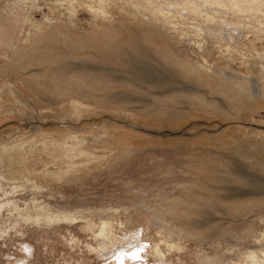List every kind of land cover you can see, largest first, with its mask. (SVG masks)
<instances>
[{
    "label": "rangeland",
    "instance_id": "1",
    "mask_svg": "<svg viewBox=\"0 0 264 264\" xmlns=\"http://www.w3.org/2000/svg\"><path fill=\"white\" fill-rule=\"evenodd\" d=\"M185 1L0 0V264H264V6Z\"/></svg>",
    "mask_w": 264,
    "mask_h": 264
},
{
    "label": "bare ground",
    "instance_id": "2",
    "mask_svg": "<svg viewBox=\"0 0 264 264\" xmlns=\"http://www.w3.org/2000/svg\"><path fill=\"white\" fill-rule=\"evenodd\" d=\"M147 1V0H146ZM149 1V3L150 4H154V7H155V5H156V7L157 8H160L159 10L161 11V12H163V11H165L166 13L168 12V10L166 11V10H163L164 8L163 7H161V5L159 4V0H156V1H154V0H148ZM188 1H190V5H188L189 7L188 8H190V9H193V10H198V9H200V5H201V3H199L198 1H196V0H188ZM188 1H185V3L186 2H188ZM202 1H204V3H205V5H224V6H232V8H234V9H238V10H251V9H260L261 7H263L264 6V3H263V0H202ZM157 2V3H156ZM161 2V1H160ZM182 3V2H181ZM203 3V4H204ZM175 4H178V2L177 3H175ZM229 4V5H228ZM163 6V5H162ZM173 7V6H172ZM163 8V9H162ZM261 9H263V8H261ZM207 10V9H206ZM210 18V17H209ZM213 18V17H212ZM215 19V18H214ZM174 77V76H173ZM141 79H143V80H145V81H149V80H147V76L146 75H142V77H141ZM163 79H165V81H163V82H161V84H168V83H171L172 82V80H170V79H168V78H163ZM155 81V79H152V80H150L149 82H153V83H155L154 81ZM162 80V79H161ZM159 81V80H158ZM179 80L177 79V80H174V82H178ZM180 82V81H179ZM181 83V82H180ZM184 86V85H183ZM9 203H10V201H9ZM9 203H7V202H1L0 203V207H2L3 208V206L4 205H6V204H9ZM110 225H111V223L110 222H108V221H103L102 222V224H101V227H100V235H103V236H105V237H107L109 240H111L112 238H113V231H112V229H111V227H110ZM115 236V235H114ZM116 238H118V237H116ZM116 238H114V240L116 239ZM120 238V237H119ZM123 238V237H122ZM122 238H120V239H122ZM124 239V238H123ZM122 239V240H123ZM116 241V240H115ZM120 241V240H119ZM119 241H117L118 243H119ZM124 241V240H123ZM110 242V241H109ZM114 242H112V244H113ZM121 243H122V241H121ZM114 245V244H113ZM31 245H29L28 247H30ZM161 249V248H160ZM160 249L158 248V247H156L154 250L156 251V253L157 254H161V251H160ZM97 251V250H96ZM102 251H103V249H102ZM155 253V252H154ZM113 254V253H112ZM126 254V253H125ZM155 256V255H154ZM27 258V257H26ZM14 264H28L27 263V260H25V259H19V260H17V262H15ZM253 264H257L256 262H253Z\"/></svg>",
    "mask_w": 264,
    "mask_h": 264
}]
</instances>
